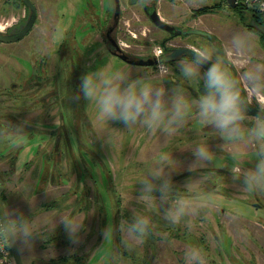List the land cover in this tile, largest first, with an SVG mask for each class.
<instances>
[{
    "label": "rangeland",
    "instance_id": "obj_1",
    "mask_svg": "<svg viewBox=\"0 0 264 264\" xmlns=\"http://www.w3.org/2000/svg\"><path fill=\"white\" fill-rule=\"evenodd\" d=\"M33 1L38 18L29 33L16 41H0V71L4 66L8 67L1 71L0 98L3 104H0V124L8 121L17 125L28 121L26 136L20 143L23 147L29 145L22 152L23 167L25 170L32 168V172L38 175V189H50L54 181L58 184L63 208L73 210L77 207L78 217L85 225L78 243V251L88 253L84 259L93 253V264H186V250L195 248L202 252L201 264H214L213 257L219 258L221 264H231L228 254L204 257V250L206 253L219 251L234 255L237 264H254L250 251L255 249L259 262L264 264L262 250L251 238L257 235L264 241L261 229L264 226V206L250 203L264 205V192L240 191V182L235 181L229 171L232 146L225 144L214 130L201 124L195 114L184 127L167 136L149 134L139 126L127 130L120 123L110 121L108 125L99 120L95 107L87 105L83 99L79 103L70 99L78 91L81 75L101 65L111 70L150 72L155 82L161 81L156 66L130 64L111 51L106 34L115 22V0ZM143 1L130 3V0H121L119 22L113 31V37L132 58L157 55L159 49L164 51L162 42L165 39H169L167 45L170 47L179 44L219 46L237 31H247L252 34L254 45L252 63L264 62V41L260 34L247 28L241 22L239 12L227 3L195 16L197 9L212 6L219 0H153L164 20L181 29H206L216 37L210 39L195 33L171 36L172 33L153 23ZM29 14V7L21 0H0V31L5 32L13 25H24ZM111 47L115 49L113 45ZM245 67L247 65L240 62L234 66L236 72ZM52 74L58 77L57 93L42 99V94L50 91L53 84L37 90V77L43 80L44 76ZM12 82L20 84L15 87ZM6 91L10 93L7 96ZM21 101L28 112L24 116L17 111L21 108ZM252 101L258 103L255 99ZM63 114L66 118L62 123H67L69 131L72 129L70 119L76 118V136L70 134L76 149L75 165L67 154L59 156L61 147L56 148V135ZM8 137L0 139L2 148L7 147L14 136ZM78 139L83 142L84 149L76 148ZM200 144L208 145L216 158L213 164L192 173L187 168L194 159L192 151ZM161 152L172 154L179 165L173 176L179 191L204 205L197 215L185 217L175 226L163 219L158 204L137 203L135 199L139 180ZM28 158L33 159L32 163L37 160L35 169ZM253 162L249 154L242 162V168L252 167ZM213 167L226 172H213ZM190 178L192 188L189 191L183 186ZM50 201L47 197L41 204ZM133 208L151 217L156 224V234L144 244H136L131 252L121 248L119 234L112 241H103L102 229L108 223L130 219ZM228 234L234 242L226 236ZM215 235L223 240L216 241ZM87 237V244H84ZM203 237L209 249L203 248ZM239 246L250 256L248 259L241 258Z\"/></svg>",
    "mask_w": 264,
    "mask_h": 264
},
{
    "label": "clouds",
    "instance_id": "obj_2",
    "mask_svg": "<svg viewBox=\"0 0 264 264\" xmlns=\"http://www.w3.org/2000/svg\"><path fill=\"white\" fill-rule=\"evenodd\" d=\"M259 7L264 11V3ZM253 55L252 34L237 31L219 46L192 47L189 57L178 58L174 67L161 52L156 65L160 83L155 82L150 72L111 70L101 65L81 75L78 91L70 99L76 103L83 99L87 105L94 106L98 119L105 124L120 123L127 130L139 126L152 135H171L195 114L201 124L232 146L229 171L240 182V191L264 192V62L252 63ZM237 62L247 67L234 72ZM184 82L197 87L195 98L190 96ZM253 99L259 103L254 116L250 115ZM27 123L0 124V139L14 136L22 140ZM249 154L253 166L242 168ZM192 156L194 159L187 168L192 173L213 164L216 158L206 144L198 145ZM178 168L172 154L161 152L139 180L135 196L137 203L158 204L163 219L172 226L185 217L197 215L204 207L179 191L173 179ZM183 187L190 191L192 179ZM130 212V219L122 218L102 229L103 241H112L119 234L120 246L128 252L156 234V224L150 216L135 208ZM59 223L72 244L80 243L81 233L85 231L83 219L64 214L59 217ZM50 235L41 231L34 214L29 217L19 209L0 206V252L15 246L23 255L25 249H32L36 238L47 241ZM184 259L186 264H201L202 252L189 248Z\"/></svg>",
    "mask_w": 264,
    "mask_h": 264
},
{
    "label": "crops",
    "instance_id": "obj_3",
    "mask_svg": "<svg viewBox=\"0 0 264 264\" xmlns=\"http://www.w3.org/2000/svg\"><path fill=\"white\" fill-rule=\"evenodd\" d=\"M5 62L7 63V61ZM7 68L4 66V70L1 71H6ZM1 71L0 83H2ZM16 83L19 86L20 83ZM0 104H3L1 98ZM20 106L21 108L17 110L18 114L24 116L27 108L23 107V103ZM10 138L11 136L8 137V139ZM21 142V139L12 137V141L7 147L5 145L3 148L0 146V189L5 194L4 203L9 209H19L26 216L31 217L34 214V218L41 226V231L51 234L47 241L36 238L32 249H25L22 255L24 262L25 264H70L66 257L78 250V244H72L69 241L63 225L59 223V217L64 214L72 215V210L70 207L68 209L63 208L61 189L55 181L50 189H38V175L32 172V168L25 170L23 167L22 152L24 148H29V145L23 147L20 145ZM29 150L28 152H30ZM29 160H31L30 163L33 162L32 158H28ZM30 163L28 162V165ZM32 164L33 169H35L37 160ZM47 197L51 201L47 204H41L42 199ZM70 199L71 195L69 196ZM62 256L65 257L61 258Z\"/></svg>",
    "mask_w": 264,
    "mask_h": 264
},
{
    "label": "flooded vegetation",
    "instance_id": "obj_4",
    "mask_svg": "<svg viewBox=\"0 0 264 264\" xmlns=\"http://www.w3.org/2000/svg\"><path fill=\"white\" fill-rule=\"evenodd\" d=\"M155 2L153 1V0H144L143 1V6H144V9H145V11L147 12V10H146V5H148V7L149 6H153V4H154ZM148 13V12H147ZM23 27V25L22 26H18V25H13L12 27H10V28H8L4 33H15V32H17V31H19L21 28ZM114 31V30H113ZM113 31H111L110 30V28L107 30V34H106V41L107 42H110L111 43V45H109L110 46V49H111V51H113V48L111 47L112 45H113V39H115L114 37H113ZM29 33V32H28ZM27 33V34H28ZM180 35H186V34H180ZM176 36V35H175ZM207 37V36H206ZM116 40V39H115ZM169 40V39H168ZM167 40V41H168ZM167 41H166V44H167ZM167 46H169V45H167ZM181 46H189V47H195V46H192V45H181V44H179V45H177V46H175V47H170L169 46V49H165L164 51H163V54L164 53H171L172 51H173V49L174 48H176V47H181ZM61 53V50H59V52H58V54H60ZM45 54V53H44ZM128 54V53H127ZM61 55V54H60ZM130 56V55H129ZM157 55H156V53H155V55H151V54H146L145 56H143V57H139V58H144V59H149V58H154V57H156ZM181 57H185V58H188L189 57V55H185V56H181ZM180 58V57H179ZM178 59V58H177ZM176 59V60H177ZM176 60H174V61H170V63L172 64H174L175 63V61ZM127 62V61H126ZM129 63V62H128ZM131 64V63H130ZM157 64H154V65H144V66H146V67H148V66H156ZM207 67V66H206ZM234 70V72H236V69L234 68L233 69ZM57 75H50L49 77H46V76H44V79L42 80V78L40 79L39 78V76L37 77L38 78V80H37V82L35 83V85H36V89L38 90V89H44V86L46 85V84H53V87H52V89L50 90V91H48L47 93H43L42 94V96H41V98L42 99H45L47 96H50V95H52V97L54 96V94H56L57 93V90H56V87L58 86V81L56 80L58 77H56ZM18 84L16 83V82H12V86H15V87H18L17 86ZM184 86H185V88L187 89V91L190 93V96L192 97V98H195L197 95H198V92H197V87L195 86V85H191V84H188L187 82H184ZM199 91H203V87H202V82H201V86H200V89H199ZM4 94L6 95H9L10 93L9 92H4ZM6 95V96H7ZM252 104L253 105H255V106H258L259 107V103H256V102H253L252 101ZM62 112L63 111H61L60 113L62 114ZM64 113V112H63ZM250 115H252V114H250ZM63 116H64V118L63 117H61V119H60V125H59V129H58V133H57V135H56V138H58V142H57V144H56V148L57 147H61V149H60V151H59V156L61 157L62 156V153H64V154H67L70 158H72L73 159V161H74V165H75V161L77 160L76 159V157H74V154H75V151H76V149H74V145H73V142H72V139H71V136H70V134L71 133H74V136H76V133H77V126H76V118L73 120V119H70V122H72V124H71V128L72 129H70V131H69V126H67V123H65V125H63V119H64V122H65V118H66V116L63 114ZM254 116V115H253ZM62 143V144H61ZM76 148L77 149H84V145H83V142L82 141H80L79 139L76 141ZM88 149V148H87ZM57 150V149H56ZM91 150H92V148H91ZM93 151V150H92ZM213 168H216V167H213ZM221 169V168H220ZM213 172H216V173H225L226 171H223V170H221V171H213ZM254 196H257V194H253ZM252 205H254V206H257V207H263L264 205L263 204H261V203H258V202H250ZM221 209L224 211H227L226 210V208L224 207V206H221ZM230 212H234L233 210H230ZM236 213H238V212H236ZM239 215H241L240 213H238ZM72 215L73 216H77L78 217V210H77V207L75 208H73V210H72ZM243 217H245L244 215H242ZM246 218V217H245ZM103 222V224H105L106 222H105V219L102 221ZM256 222V221H255ZM256 224H258V223H256ZM259 225V224H258ZM261 226V225H260ZM261 229L264 231V226H261ZM226 236H229L231 239H232V241H233V237H231L230 236V234H228V235H226ZM252 239H253V241H254V243L256 244V245H258V247H260V249L262 250L261 252V254L263 255V257H261V260L263 259L264 260V241L263 240H261V238L260 237H258L257 235H253L252 237H251ZM87 240H88V237L87 238H85V241L83 242L84 244H87ZM203 248H205V249H209V245L207 244L208 242H207V240L205 239V237H203ZM215 240L216 241H219V242H221L222 240H223V238H219L217 235H215ZM234 242V241H233ZM238 245V244H237ZM244 245L246 246L247 244L246 243H244ZM240 247V246H239ZM247 247V246H246ZM240 249H241V258L244 260V258L245 259H248V254H246L245 252H243V250H242V248L240 247ZM78 250H79V246H78ZM76 251V252H73L71 255H67V257H66V259H68V261L70 262V264H85L86 262H87V264H93V258H94V255H93V253L91 254V256L90 257H88V259L86 260V259H84V256H86L87 257V255L86 254H88V253H83V252H79V251ZM250 253H251V255L253 256V258H254V264H261L260 262H259V259H258V253L255 251V249L252 251H250ZM225 254H228V256H230V262H231V264H237V262H236V260H235V256L234 255H230L229 253H226V252H207L206 253V250H204V252H203V256L204 257H206V255H208V256H216V255H219V256H224ZM65 256H62L61 258H64ZM250 257V256H249ZM70 258V259H69ZM218 259L219 258H216V257H213V258H211V260H212V262L214 263V264H221V263H219L218 262ZM86 260V261H85ZM257 260V261H256ZM221 262H222V260H221ZM62 263H64V262H62ZM263 264V263H262Z\"/></svg>",
    "mask_w": 264,
    "mask_h": 264
},
{
    "label": "water",
    "instance_id": "obj_5",
    "mask_svg": "<svg viewBox=\"0 0 264 264\" xmlns=\"http://www.w3.org/2000/svg\"><path fill=\"white\" fill-rule=\"evenodd\" d=\"M22 1L30 9V14H29V17H28L26 23L23 25V27L19 31H17L15 33H4L2 31H0V41L1 42H12V41H16V40L21 39L35 25L36 20L38 18V9H37L36 4L34 3L33 0H22ZM135 2H136V0H130V3H135ZM229 3L233 7L237 6L236 0H229ZM121 8H122L121 0H115V15H114V18H115L114 21L115 22L110 27L111 31H113L115 29V26H117V24L119 22V17L121 14ZM145 8L148 12L150 19L153 21V23L155 25H157L158 27H160L166 31H169L173 35H180V34H186L187 35V34L195 33V34L207 36L210 39H214V35L206 29L195 28V27L188 28V29H181V28L177 27L176 25L164 20L158 11L156 3H154L153 6H149V7H148V5H146ZM250 24L253 27L257 28L261 33L264 34V25L257 22L255 19H251ZM112 41H113L112 42L113 46L115 47V49H113V53L118 55L121 59H123V60H125L131 64H137V65H154V64H157V57L149 58V59L132 58L131 56H129V54L124 52L123 48L119 45L117 40L113 39ZM191 48L192 47H189V46L176 47L173 49V51L171 53H164L163 55L168 57L169 61H174L181 56L189 55ZM258 110H259V107L252 104L250 114L256 115ZM63 121H64V119H63ZM212 170L221 171L222 169L212 168ZM3 205L5 206V203H4V200H3L1 192H0V206H3ZM11 250H12V254H13V257L15 259L16 264H25L24 259L21 255V253L18 251V249L15 246H13V247H11Z\"/></svg>",
    "mask_w": 264,
    "mask_h": 264
},
{
    "label": "trees",
    "instance_id": "obj_6",
    "mask_svg": "<svg viewBox=\"0 0 264 264\" xmlns=\"http://www.w3.org/2000/svg\"><path fill=\"white\" fill-rule=\"evenodd\" d=\"M22 1V0H21ZM260 2H264V0H258ZM23 2V1H22ZM224 3H227V5H229L231 8L235 9L236 11L239 12L240 14V20L241 22L249 29L256 31L260 34L262 40L264 41V34L261 33L257 28L253 27L250 24L251 19H255L257 22L261 23L262 25H264V11H262L260 9V7L257 4L248 6V5H244L242 3H237L236 7H233L230 5L229 0H219L217 3H215L212 6H203L200 7L199 9H197L194 13L195 16H199L202 13H206L209 11H212L215 7H220L223 6ZM171 36H174L173 34H171ZM214 38H216L214 36ZM168 39H165L162 42V45L165 47V49H169V46H167L166 41ZM107 169V168H106ZM1 195L3 200L5 199V194L4 191H2L0 189Z\"/></svg>",
    "mask_w": 264,
    "mask_h": 264
},
{
    "label": "built area",
    "instance_id": "obj_7",
    "mask_svg": "<svg viewBox=\"0 0 264 264\" xmlns=\"http://www.w3.org/2000/svg\"><path fill=\"white\" fill-rule=\"evenodd\" d=\"M236 2L242 3L244 5H248V6H251L254 4H257L258 6H260L261 3H264L258 0H236ZM161 52H163V50L159 49L157 55L159 56ZM13 261L15 262V259L13 257L11 248L5 250L4 252H0V264H13Z\"/></svg>",
    "mask_w": 264,
    "mask_h": 264
}]
</instances>
